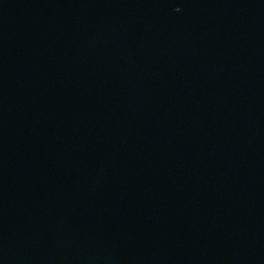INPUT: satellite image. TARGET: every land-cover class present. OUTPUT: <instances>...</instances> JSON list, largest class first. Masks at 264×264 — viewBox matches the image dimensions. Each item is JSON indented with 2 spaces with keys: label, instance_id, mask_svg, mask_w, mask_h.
<instances>
[{
  "label": "water",
  "instance_id": "water-1",
  "mask_svg": "<svg viewBox=\"0 0 264 264\" xmlns=\"http://www.w3.org/2000/svg\"><path fill=\"white\" fill-rule=\"evenodd\" d=\"M0 264H264V0H0Z\"/></svg>",
  "mask_w": 264,
  "mask_h": 264
}]
</instances>
